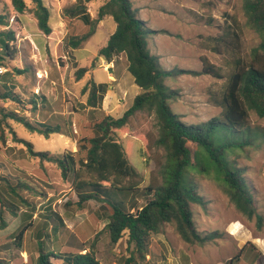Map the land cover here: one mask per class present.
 <instances>
[{"label":"rangeland","instance_id":"rangeland-1","mask_svg":"<svg viewBox=\"0 0 264 264\" xmlns=\"http://www.w3.org/2000/svg\"><path fill=\"white\" fill-rule=\"evenodd\" d=\"M106 1L94 0L88 4V11L93 17L97 16L99 7ZM131 1L149 27L168 32L149 37L148 43L152 54L160 57L164 69L178 70L166 81L170 88L178 92V99L170 101L173 111L181 114L188 124H201L219 116L222 108L213 99L221 96L235 69V59H249L251 49L260 42L257 33L247 25L243 0ZM3 2L12 12L11 0ZM26 2L29 7L23 14H18L19 20L13 15L10 21L11 28L16 32L19 52L13 60L0 63V82L10 83L27 106L3 100H0V106L20 111L30 116L33 122L44 119L51 123L61 122L68 132L46 138L16 121H10L12 129H7V147L0 148V174L8 176L14 183L25 180L33 186L34 192L24 190L22 194L35 207V214L34 226L25 235L23 249L17 250L11 235L29 221L30 216L22 214L28 207L19 204L16 214L3 209V219L8 226L0 230V258L7 259L10 264L26 262L28 255H33L36 260L38 239L45 230L48 235L44 244L48 251L65 254L66 251L75 250L72 247L76 243H71L72 234L89 247L99 234V264H123L124 258L134 248L128 244L126 235L115 244L109 233L103 230L111 212L105 201L90 200L80 209L78 194L72 188L71 180L63 178L56 164L42 162L39 157L33 156L24 142L13 139L12 131H16L18 138L32 142L36 151H48L60 156L65 152H75L78 150L77 140L70 136L71 126L79 138L92 136L94 133L89 127L92 121L106 114L121 117L141 90L133 83L129 71L124 73L126 77L121 78L119 85L109 81V76L117 77L120 71L124 72L118 65L127 62L125 55H122L123 61L118 58L116 69L113 67L111 70H106L105 62L96 57L116 30L113 18L106 17L98 24L84 48L72 49L66 44L67 38L89 30V26L79 18L69 19L63 13L77 0H44L51 11L50 24L54 32L51 39L39 29L31 12V1ZM233 32H237L239 40L233 36ZM230 40L237 46L228 50L226 42ZM216 47L221 52L215 51ZM202 56L219 67L224 78L203 73ZM92 63L94 67H91ZM85 66L90 67L92 72L78 80L76 70ZM18 69L25 71L19 74ZM91 76L98 83L114 84L111 90L116 94L112 98V105L108 102L109 105L107 103L106 108L103 105L101 109L86 106L88 95L83 88ZM33 91L39 96L34 97ZM40 96H44L45 100L42 101ZM35 98L40 108L36 112L31 109V101ZM43 102L47 108L40 106ZM58 116L66 119L61 121L56 118ZM154 122L153 115L140 111L118 132L131 163L144 181L139 191H110L115 199L125 202L132 212L147 202L143 189L152 183L161 184L164 180L165 151L155 144L158 131ZM248 128L245 133L233 136L234 139L247 140L248 145L237 146L228 155L233 166L244 168L257 212L264 216V118L252 111ZM188 147L194 156L199 154L203 161L207 160L205 150L196 143L190 141ZM84 157L85 151L76 156L77 160ZM215 174L213 168L209 173H200L193 167L185 174L186 180L192 178L199 192L208 200L207 208L192 206L197 227L204 234L217 233L214 234L215 239L203 246L190 244L181 238L175 223H168L161 233L153 235L150 252L141 264H227L237 254H241V257L234 264H258L259 253L264 254V220L260 227L256 217L249 219L239 213ZM58 217L63 219L64 225L60 224ZM53 261L55 264L62 263L56 258Z\"/></svg>","mask_w":264,"mask_h":264},{"label":"trees","instance_id":"trees-1","mask_svg":"<svg viewBox=\"0 0 264 264\" xmlns=\"http://www.w3.org/2000/svg\"><path fill=\"white\" fill-rule=\"evenodd\" d=\"M31 12L37 20L39 29L46 35L52 33L50 24L51 11L44 0H30ZM94 0H77V2L63 13L69 19L79 18L89 26V30L80 35H70L67 46L72 49H81L96 32L98 24L106 17H111L116 23V30L112 33L106 45L98 51L97 57L112 63L117 56L125 55L127 70L132 74L134 83L140 88L129 107L121 117L106 114L101 119L89 124L93 135L79 138L73 127H70V136L77 140L78 150L65 152L63 155L48 151H36L32 142L18 138L16 131H12L13 139L26 144L33 156L39 157L42 162L48 161L56 164L64 179L71 180L72 188L78 194V207L90 200L103 199L110 207L106 230L112 243H118L125 235L127 242L134 249L124 258L123 264H141L145 262L152 245L153 235L163 231L168 223H175L176 230L181 238L190 244L206 245L211 242L217 233L204 234L198 229L192 206H208V200L203 196L193 179L186 180L185 174L190 167L196 171L209 173L213 168L215 178L223 184V189L237 211L249 219L256 217L261 227L264 216L257 212L244 168L233 166L230 162L229 151L237 146H246L245 139H234L248 130L251 112L264 118V0H243V11L247 25L253 29L260 38V42L251 49L249 59L237 57L235 69L230 75L221 96L213 100L222 111L219 116L201 123L188 124L182 115L175 113L170 101L177 100L178 92L170 88L166 81L178 73V70L163 68L160 57L152 54L148 38L167 31L155 30L147 25L139 16L131 0H107L102 4L93 17L88 11V4ZM0 0V63L13 60L19 50L16 43V32L11 28V18L23 14L29 7L26 0H11L12 12ZM233 36L238 39L237 32ZM227 49L236 47L232 40L226 42ZM218 53L220 48H214ZM203 73L216 78H224L221 69L211 63L207 57L202 56ZM92 63L91 67H94ZM90 67H79L76 78L81 80L90 71ZM22 74L25 70H17ZM181 72V71H179ZM9 75V74H8ZM6 80V78H5ZM7 81L0 82V100L13 101L25 106L21 94L11 88ZM109 83H99L91 77L83 88L87 93L86 106L101 109L104 98L108 92ZM34 97H38L33 91ZM44 101V96H40ZM32 111L40 110L37 98L32 99ZM40 106L47 108L45 102ZM140 111H147L155 119L158 134L155 144L165 151L166 164L164 167V180L161 184L153 183L143 189L147 202L135 212L129 210L126 203L113 197L111 189L125 192H135L141 189L143 177L131 163L129 155L118 132L125 128L131 118ZM57 119H66L62 116ZM10 121L24 125L32 132L49 138L53 134L68 132L61 123H51L47 119L33 122L30 116L20 111L8 110L0 106V148L7 147V129ZM232 135V136H231ZM196 143L205 150L206 161L199 154L194 156L188 147V142ZM85 151V157L77 160L79 152ZM212 165L213 167L209 166ZM24 190L33 191V186L25 180L17 183L0 174V230L8 226L3 219L4 210L17 213L23 204L28 207L23 215H29V221L18 227L11 237L15 248L22 250L27 231L34 226L35 207L22 194ZM60 224L64 225L62 218L58 217ZM43 236L38 239V257L36 260L28 255L26 264H55L53 258L60 259V264H99L97 259V243L99 234L88 247L86 242L78 240L75 234L71 236V243H76L75 250L66 251L65 254L51 252L44 244L48 233L43 230ZM87 250V251H86ZM86 251V252H84ZM241 257L237 254L227 264H234ZM0 264H10V261L0 258ZM17 264V263H15ZM24 264V263H22ZM258 264H264V254L259 253Z\"/></svg>","mask_w":264,"mask_h":264},{"label":"crops","instance_id":"crops-1","mask_svg":"<svg viewBox=\"0 0 264 264\" xmlns=\"http://www.w3.org/2000/svg\"><path fill=\"white\" fill-rule=\"evenodd\" d=\"M108 18V17H107ZM53 31V30H52ZM43 35L45 36L46 34H44L43 33ZM47 36V35H46ZM47 37H49L48 39H51V38H53L54 37V32H52L49 36H47ZM52 44V43H51ZM38 47V46H37ZM98 54V53H97ZM97 54H96V57H97ZM118 58L121 60V61H123V57H122V55H120V56H117L116 58H115V60L112 62L113 63V65H114V69H116V64L118 63L117 61H118ZM99 59H101V62L103 63V62H105V63H108L105 59H103V58H99ZM126 59V58H125ZM118 66H121L123 69H124V72H119L118 73V75H117V77H114V76H109V81H110V83H115V82H117V85H119L120 84V82H121V78H123V76H125L126 77V75L124 74V73H126L128 70H127V66H126V62H120V64L118 65ZM61 72V71H60ZM91 72H92V70H90L85 76H87L88 74H91ZM54 73H56V72H54ZM55 75V74H54ZM48 76H49V72H48ZM47 76V77H48ZM63 77V73L61 72V78ZM92 77V76H91ZM49 78V77H48ZM48 78H46V79H48ZM132 81H133V83H134V79H132ZM52 83H55V81H52ZM97 84H99L98 82H97ZM110 85V84H109ZM110 87V90L108 91V93L106 94V96H105V98H104V101H103V105H104V107L106 108V104L109 102V103H111V105H112V102H113V100H112V98H113V96L116 94V92H113L112 90H111V88H114V84L112 85L111 84V86H109ZM108 100V101H107ZM109 103H108V105H109ZM126 111V110H125ZM230 229H231V227H230ZM231 231V230H230ZM237 231L238 230H236L235 232L237 233ZM87 251V250H86ZM86 251H84V252H86ZM32 257L34 258V260H35V257L32 255ZM26 262H27V260H26ZM26 262H23L24 264H26ZM20 264H22V263H20Z\"/></svg>","mask_w":264,"mask_h":264},{"label":"built area","instance_id":"built-area-1","mask_svg":"<svg viewBox=\"0 0 264 264\" xmlns=\"http://www.w3.org/2000/svg\"><path fill=\"white\" fill-rule=\"evenodd\" d=\"M114 67L113 63H104V68L106 70H111ZM47 72V71H46ZM39 74V73H38Z\"/></svg>","mask_w":264,"mask_h":264}]
</instances>
